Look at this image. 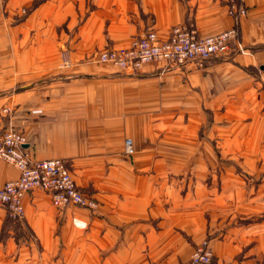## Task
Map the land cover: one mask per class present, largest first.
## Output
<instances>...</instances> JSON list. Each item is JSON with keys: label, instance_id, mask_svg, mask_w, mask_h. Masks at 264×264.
Wrapping results in <instances>:
<instances>
[{"label": "crops", "instance_id": "0c3cea01", "mask_svg": "<svg viewBox=\"0 0 264 264\" xmlns=\"http://www.w3.org/2000/svg\"><path fill=\"white\" fill-rule=\"evenodd\" d=\"M36 1L0 0V110L15 109L0 133H24L33 160L69 161L77 185L99 206L62 210L41 190L28 195L25 221L42 249L31 242L20 258L31 259L26 264H39L37 258L42 264H181L209 241L211 264H264V222L237 225L239 211L223 216L189 191L181 196L178 163L187 165L194 155L163 153L164 146L178 145L183 127L193 136L196 114L224 113L246 106L245 100L262 111L264 0H244L248 15L240 21L239 39L249 54L234 52L202 70L148 64L139 73L99 68L86 59L129 47L149 29L162 40L186 23L204 37L221 34L235 24L225 1L88 0L94 9L72 34L77 61L67 71L58 61H19V33L46 19L71 17L73 24L86 0H45L32 9ZM24 11H30L28 19L18 24ZM48 33L43 29L38 40L44 50L50 48ZM20 82L29 85L13 92ZM126 139L134 141L133 156L124 154ZM18 176L16 167L0 161V188ZM4 212L0 207V226Z\"/></svg>", "mask_w": 264, "mask_h": 264}, {"label": "rangeland", "instance_id": "374dc122", "mask_svg": "<svg viewBox=\"0 0 264 264\" xmlns=\"http://www.w3.org/2000/svg\"><path fill=\"white\" fill-rule=\"evenodd\" d=\"M44 1L39 0L37 3L39 2L40 5ZM74 3L72 2L73 7ZM82 3L83 13L75 19L73 24H71V17L46 19L35 28L31 27L27 31L20 30L19 61H58L60 70H69L74 61H77L73 55L74 49L70 47L72 34L85 24L90 12L94 9L88 0ZM78 5L79 2H77ZM29 13L30 11L23 12L22 16L17 19L18 24H24ZM70 25L75 26L72 28V32H69ZM43 29H49L51 32L44 38L51 40L50 48L45 50L39 43L42 41V36H39ZM33 45L40 47L34 49ZM64 51L69 52L72 59V65L68 68H64L62 65ZM86 61L94 63L89 59ZM94 65L99 68H107V64L96 63ZM111 68L118 71L116 68ZM28 85V82H20L18 88L15 87L11 90L14 92L18 89L20 92ZM252 104L253 100H245L244 105L246 106L232 107L224 113L215 114L212 110H206L203 114H196L195 123L197 126L193 131V136L189 135L186 128L183 127L180 130L178 145L172 143L163 148L164 154L182 156L192 153L194 155L192 161L187 165L183 162L178 163L177 169L180 174L175 181L177 187H184L181 190V196L185 197L189 191L196 201L208 203V207L218 209L217 213L223 214V216L226 213L235 214L239 211L243 215V219L239 218L237 225L242 226L264 222V107H262V111L261 109L258 111L252 108ZM12 108V115L4 122H10L15 115V109ZM187 121L188 117L185 119V125ZM203 174L205 176H202ZM255 213L257 215H250ZM31 242L39 251L42 249L41 244L34 241V233L25 220L13 221L4 212L0 226V264H26L31 261L29 258H20L19 256L21 250L31 248ZM37 259L39 264H42L43 259ZM32 261H36V259Z\"/></svg>", "mask_w": 264, "mask_h": 264}, {"label": "built area", "instance_id": "2783aa9c", "mask_svg": "<svg viewBox=\"0 0 264 264\" xmlns=\"http://www.w3.org/2000/svg\"><path fill=\"white\" fill-rule=\"evenodd\" d=\"M228 14L235 21L232 28L215 36H201L194 23H186L172 29L167 40L159 38L154 29L134 38L129 47L108 48L96 52L89 60L94 63L107 64L119 72L139 73L148 64L162 65L163 70L170 68H186L194 65L197 69L206 68L214 59H224L234 52L249 54L240 42V21L248 15L244 0H224ZM25 12V11H24ZM62 65H72L69 52L62 54ZM13 113L10 105L0 110V124ZM27 137L13 129L0 133V161H5L19 171V176L10 180L0 188V207L5 209L13 221L26 219L25 198L41 190L51 197L54 207L66 209L78 206L91 211L97 210L99 203L95 197L81 190L65 159H48L36 161L27 148ZM125 154H135L132 139H126ZM214 258L209 241L196 247L188 261L181 264H211Z\"/></svg>", "mask_w": 264, "mask_h": 264}, {"label": "trees", "instance_id": "16d2710c", "mask_svg": "<svg viewBox=\"0 0 264 264\" xmlns=\"http://www.w3.org/2000/svg\"><path fill=\"white\" fill-rule=\"evenodd\" d=\"M37 1H39V0H37ZM37 1L34 3L32 9L36 8V7L39 5V2L37 3ZM82 191H83V190H82ZM84 192L87 193L86 191H84Z\"/></svg>", "mask_w": 264, "mask_h": 264}]
</instances>
